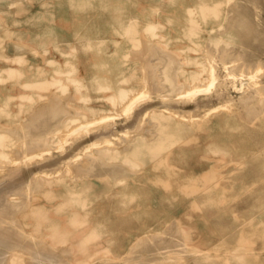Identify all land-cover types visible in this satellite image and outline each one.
<instances>
[{"label": "rangeland", "instance_id": "374dc122", "mask_svg": "<svg viewBox=\"0 0 264 264\" xmlns=\"http://www.w3.org/2000/svg\"><path fill=\"white\" fill-rule=\"evenodd\" d=\"M0 264H264V0H0Z\"/></svg>", "mask_w": 264, "mask_h": 264}, {"label": "bare ground", "instance_id": "6f19581e", "mask_svg": "<svg viewBox=\"0 0 264 264\" xmlns=\"http://www.w3.org/2000/svg\"><path fill=\"white\" fill-rule=\"evenodd\" d=\"M144 79H145V78H144ZM211 79H212V82H211V84H212L213 81H215V78H214L213 72H212V74H211ZM196 89H197V91H199V90L201 91V88H198V87H197ZM202 89H203V88H202ZM134 101H135V100H134ZM129 105H130V104H129ZM129 105H128V106H129ZM130 108H131V107H130ZM220 108H221V107H220ZM125 109H126V108H125ZM224 109H226V108H224ZM208 113H209V112H208ZM104 117H105V116H104ZM106 117H107V116H106Z\"/></svg>", "mask_w": 264, "mask_h": 264}]
</instances>
